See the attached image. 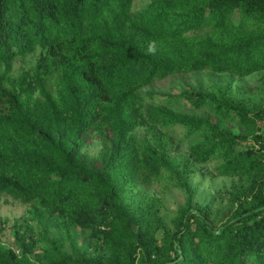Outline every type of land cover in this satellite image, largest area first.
<instances>
[{"label":"trees","instance_id":"1","mask_svg":"<svg viewBox=\"0 0 264 264\" xmlns=\"http://www.w3.org/2000/svg\"><path fill=\"white\" fill-rule=\"evenodd\" d=\"M134 2L0 0V196L31 206L39 224L29 233L16 222L12 246L0 219V264H264V77L259 88L191 87L153 104L143 92L175 74L263 71L264 0ZM189 139L179 166L170 146ZM214 159L239 181L212 209L194 204L189 177ZM156 181L186 194L172 227L158 200L135 193Z\"/></svg>","mask_w":264,"mask_h":264},{"label":"rangeland","instance_id":"2","mask_svg":"<svg viewBox=\"0 0 264 264\" xmlns=\"http://www.w3.org/2000/svg\"><path fill=\"white\" fill-rule=\"evenodd\" d=\"M151 0H135L134 8L138 10L147 5ZM202 33V32H200ZM41 49L26 56L23 59H17L13 63L14 74H18L21 69H28L36 63ZM264 77V70L253 73L247 77L233 76L227 73H214L209 70L201 72H193L187 74H175L163 80H158L153 84L143 88V92H153L155 94L153 99L147 98L145 104L159 103L163 100L164 94H175L183 89L196 88L202 90L213 89L215 84L230 85L234 90L239 87L245 89L259 88L262 85V78ZM176 109L188 112L202 113L205 110H195L191 104L186 100L177 102L174 100L171 103ZM208 112V111H207ZM222 125L236 132H244V128L239 126L236 121H223ZM152 129L148 126L139 127L136 131L139 138L144 140H151L153 134ZM169 131L168 133H170ZM176 135L181 136V131H176ZM194 139L178 141L175 140L170 146V156L182 166L184 159L189 156L188 149ZM101 148L99 140H95L87 147L91 154H97ZM219 160L214 159L207 163H195L192 165L193 171L189 177L191 185L195 188L194 204L211 205L212 209L226 205V194L231 190L234 182L239 181L238 178L233 176H221L217 172ZM144 201L149 197L159 201L161 208V215L165 216L172 227V222L169 221L172 217L176 216L178 208L186 201V194L179 188L166 181H156L153 185L148 187H139L135 190ZM31 206L24 205L12 197L3 194L0 196V219H2L3 233L2 238L6 243L14 246L13 225L16 222L20 223L23 230L31 233L37 231L38 221L32 218L29 213ZM32 232V233H33ZM79 241L82 245L93 252V246L90 245L89 232L79 231Z\"/></svg>","mask_w":264,"mask_h":264}]
</instances>
